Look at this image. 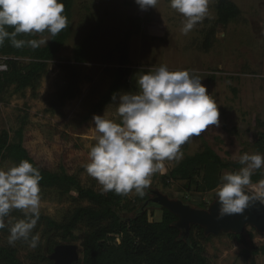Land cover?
I'll use <instances>...</instances> for the list:
<instances>
[{
  "label": "rangeland",
  "instance_id": "obj_1",
  "mask_svg": "<svg viewBox=\"0 0 264 264\" xmlns=\"http://www.w3.org/2000/svg\"><path fill=\"white\" fill-rule=\"evenodd\" d=\"M228 1L241 12L237 21L226 26L219 24V0H210L205 19L183 35L180 29L184 18L170 8L169 0H159L155 9L147 11H141L135 0H75L71 33L55 60L49 63L36 92L31 88L18 93L11 89L5 94L4 102H0V132L10 130L14 136L27 115L25 147L38 165L54 173L67 172L77 177L83 187L100 190L82 164L87 161L89 146L94 143L93 115L118 119L113 106L108 105L100 113L94 110L111 87L115 71L121 66V57L126 56L132 74L130 89L120 92L136 91L135 75L140 71L147 72L161 65H167L170 71L189 70L201 78L208 94L216 101L219 124L209 126L199 137H192L182 145V158L165 161L164 169L151 177L148 190L151 196L159 191L196 209H200L202 203L211 206L216 200L215 192L185 193V182L172 181L166 187L163 176L187 156L202 152L207 146L224 161L235 164L236 167L226 169L230 171L239 170V156L244 153L264 155V145L259 143V135L264 133V0ZM93 31L97 32V37L87 61L79 65L78 95L66 100L63 107H54L57 96L66 89L67 75L61 65L74 62L77 46ZM41 38L49 41L50 35ZM11 166V162L0 164L5 170ZM259 170L264 172V168ZM56 193L41 189V215L61 221L77 206L88 204L69 197L59 198ZM129 195L133 197L136 193ZM152 210L155 213L151 220L160 221L163 212ZM17 220L13 216L5 218L7 226L0 230V245L17 249L20 261L31 264L30 253L45 246L44 225L37 223L33 230V235L38 233L40 237L35 249L23 241L9 245L8 227ZM247 232L254 234L249 247L229 234L209 236L204 244L210 263L264 264V255H244L245 250L264 244V234L251 227L243 234ZM77 237L72 244L81 248L84 231H78Z\"/></svg>",
  "mask_w": 264,
  "mask_h": 264
},
{
  "label": "clouds",
  "instance_id": "obj_2",
  "mask_svg": "<svg viewBox=\"0 0 264 264\" xmlns=\"http://www.w3.org/2000/svg\"><path fill=\"white\" fill-rule=\"evenodd\" d=\"M159 0H135L141 11L155 9ZM210 0H169L170 8L184 19L180 29L187 35L208 14ZM60 0H0V46L5 40L17 49L47 44L46 39H17L20 34L47 32L58 35L68 26ZM8 28L14 29L8 31ZM136 91L114 93L111 97L118 119L93 115L95 137L82 164L101 193L144 196L151 177L164 169L165 161H179L181 146L199 137L209 126L219 124L216 101L201 78L189 70L170 71L167 65L135 75ZM108 106V107H109ZM237 171L225 170L214 188L219 205L217 220L243 214L257 202L264 205V179L252 182L255 170L264 168V155L244 153ZM41 173L28 160L6 170L0 168V230L5 218L20 210L24 218L8 227L7 242L23 241L38 246L33 235L40 218ZM251 191H248V189ZM245 219H247L245 217Z\"/></svg>",
  "mask_w": 264,
  "mask_h": 264
},
{
  "label": "trees",
  "instance_id": "obj_3",
  "mask_svg": "<svg viewBox=\"0 0 264 264\" xmlns=\"http://www.w3.org/2000/svg\"><path fill=\"white\" fill-rule=\"evenodd\" d=\"M75 0H60L64 4V15L68 26L58 35L51 36L46 45L32 49L28 46L17 49L9 40L0 46V56L8 57V70L0 73V102L11 89L14 92H25L31 88L35 93L42 79L48 72L49 63L55 60L56 55L65 45L72 26V15ZM218 23L224 26L237 21L241 12L239 8L228 0H219ZM8 31L14 29L8 28ZM43 34H20L17 39H40ZM97 37L93 31L77 46L73 63L61 65L67 75L66 89L57 96L54 107H63L66 100L74 99L78 95L80 81V64L87 61L88 53ZM132 70L127 66L126 56L121 57V66L116 69L113 83L96 105L94 112L100 113L112 103L114 93L130 89L129 78ZM27 115L22 118L20 127L14 136L10 130L0 132V164L11 162L18 165L21 160H28L41 173L40 188L56 191L59 198L69 197L75 201L87 202L79 205L67 213L59 221L40 214L38 224L44 225L43 235L45 246L38 251L30 253L31 264H54L50 255L59 245L72 244L78 240L77 232L83 230L82 247H79V260L74 264H211L207 255L205 244L210 237L205 236L204 229L192 226L190 235L176 228L178 217L166 209L152 204L149 200L151 192L145 189L144 196H120L114 192L101 193L92 187H83L77 177L67 172L54 173L41 168L25 147V127ZM260 145H264V133L259 135ZM234 163H229L211 147L207 146L202 152L187 156L168 175L163 176L166 187L172 181H183L185 193L192 191L207 194L214 192L220 182L224 170L230 169ZM253 183L264 179V172L259 170L251 177ZM76 194L73 195V194ZM186 204V202H184ZM209 204H201L200 209H209ZM162 211L160 221H152L155 211ZM9 216L23 219L20 210H13ZM239 243L249 247L254 234H229ZM246 257L250 255H264V244L252 250L244 251ZM0 264H23L17 249L0 245Z\"/></svg>",
  "mask_w": 264,
  "mask_h": 264
},
{
  "label": "water",
  "instance_id": "obj_4",
  "mask_svg": "<svg viewBox=\"0 0 264 264\" xmlns=\"http://www.w3.org/2000/svg\"><path fill=\"white\" fill-rule=\"evenodd\" d=\"M149 201L177 216L178 221L175 226L186 237L190 235L192 226L202 227L207 237H219L228 234L240 235L248 227L264 234V205L259 202L255 206L246 209L243 214H234L217 220L219 205L216 200L209 209H196L181 200L171 199L167 195L155 191ZM79 257V247L74 244L59 245L50 255V259L54 264H74L79 260Z\"/></svg>",
  "mask_w": 264,
  "mask_h": 264
},
{
  "label": "built area",
  "instance_id": "obj_5",
  "mask_svg": "<svg viewBox=\"0 0 264 264\" xmlns=\"http://www.w3.org/2000/svg\"><path fill=\"white\" fill-rule=\"evenodd\" d=\"M8 57H1L0 56V73L6 72L8 70Z\"/></svg>",
  "mask_w": 264,
  "mask_h": 264
}]
</instances>
